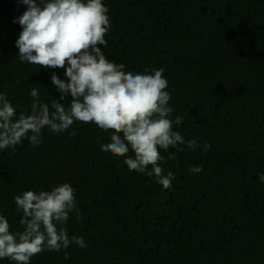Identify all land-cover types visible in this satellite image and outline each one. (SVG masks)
<instances>
[{
	"label": "trees",
	"instance_id": "obj_1",
	"mask_svg": "<svg viewBox=\"0 0 264 264\" xmlns=\"http://www.w3.org/2000/svg\"><path fill=\"white\" fill-rule=\"evenodd\" d=\"M103 3L112 24L103 53L125 71L163 68L172 118L184 117L175 130L198 147L161 150L176 156L161 165L176 177L168 189L102 151L112 133L95 123L44 128L40 145L24 139L0 150V215L10 231L23 228L16 195L64 182L76 189L78 211L65 227L87 247L44 251L30 264H264V0ZM25 10L0 0V92L17 114L30 111L33 88L45 103L59 99L52 72L66 79L62 68L19 59L22 28L13 20ZM195 166L202 171L190 172Z\"/></svg>",
	"mask_w": 264,
	"mask_h": 264
},
{
	"label": "clouds",
	"instance_id": "obj_2",
	"mask_svg": "<svg viewBox=\"0 0 264 264\" xmlns=\"http://www.w3.org/2000/svg\"><path fill=\"white\" fill-rule=\"evenodd\" d=\"M26 10L13 22L22 30L15 41L21 62L44 69H64L66 79L51 73V84L59 99L41 101L33 88L30 111L17 114L7 94L0 92V150L19 145L27 139L33 146L42 143V129L64 133L74 122L95 123L104 131L111 130L110 142L101 150L124 157L129 170L154 177L165 189L176 178L161 166L167 159L161 150L198 147L196 139L185 138L175 128L183 116L172 118L169 105L172 96L163 68L150 72L125 71L123 63L110 61L101 46H107L106 34L112 27L108 7L103 0H20ZM69 95L71 100L67 101ZM75 135V132H69ZM205 142L203 149L210 150ZM134 156H130L129 152ZM151 166V170H148ZM202 171V166L189 169ZM264 182V173L259 175ZM76 189L68 182L50 190H26L14 197L22 210V231H10V223L0 215V259L15 264H30L31 258L44 252L61 251L75 244L87 247L82 236L69 235L65 225L69 214L78 211ZM64 258L69 254L64 252Z\"/></svg>",
	"mask_w": 264,
	"mask_h": 264
}]
</instances>
